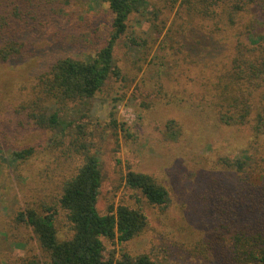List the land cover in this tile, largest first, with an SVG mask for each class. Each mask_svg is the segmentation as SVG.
<instances>
[{
	"label": "rangeland",
	"instance_id": "obj_1",
	"mask_svg": "<svg viewBox=\"0 0 264 264\" xmlns=\"http://www.w3.org/2000/svg\"><path fill=\"white\" fill-rule=\"evenodd\" d=\"M43 1V19L22 38L29 42L26 55L0 62V264H51L15 217L28 207L48 208L59 241L69 239L57 200L85 150L100 161L98 213L125 205L147 218V227L126 243L103 238L105 259L128 254L147 255L154 264H221L220 252L231 256L232 244L216 181L232 179L225 160L254 153L264 159V131L254 147L253 119L222 124L212 87L247 38L264 47V0L245 6L241 0H148L130 14L114 46L117 75L94 98L61 110L67 127L53 132L31 123L20 127L27 114L20 115L21 105L55 62L87 61L107 45L111 14L100 0ZM30 148L28 159L12 160L14 152ZM128 171L165 187L167 210L127 188Z\"/></svg>",
	"mask_w": 264,
	"mask_h": 264
},
{
	"label": "trees",
	"instance_id": "obj_2",
	"mask_svg": "<svg viewBox=\"0 0 264 264\" xmlns=\"http://www.w3.org/2000/svg\"><path fill=\"white\" fill-rule=\"evenodd\" d=\"M100 1L111 14L112 31L107 45L87 61L66 57L55 62L33 86L32 98L21 105L20 115L24 111L27 114L20 127L31 123L50 132L64 131L67 126L60 111L69 103L94 98L111 75H117L113 69L114 46L124 36L130 14L148 0ZM241 1L245 6L253 0ZM46 7L43 0H0V62L26 55L29 42L22 38L31 30L36 31L31 26L39 25ZM247 39L248 44L236 50L230 67L212 89L214 110L222 124L244 126L253 119L252 145L255 147L264 131V47L253 36ZM174 124L169 122L167 129H172ZM32 150L14 152L11 158L26 160ZM79 158V167L63 182L57 200L70 224L71 237L59 241L54 214L48 208L43 212L33 207L20 210L16 222L31 229L51 264H154L147 255L104 258L103 238L126 243L147 227V218L141 209L125 205L100 215L96 207L102 183L98 155H90L85 150ZM223 164L232 179L217 180L213 185L225 203L222 216L229 224L232 251L229 257L226 252H220L218 260L221 264H264V159H258L255 153L243 154ZM125 185L137 191L149 205L167 210L168 191L151 176L128 171Z\"/></svg>",
	"mask_w": 264,
	"mask_h": 264
}]
</instances>
